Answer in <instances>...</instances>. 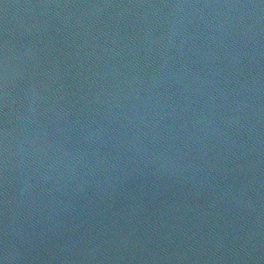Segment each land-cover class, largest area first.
<instances>
[{"label":"water","instance_id":"1","mask_svg":"<svg viewBox=\"0 0 264 264\" xmlns=\"http://www.w3.org/2000/svg\"><path fill=\"white\" fill-rule=\"evenodd\" d=\"M0 264H264V0H0Z\"/></svg>","mask_w":264,"mask_h":264}]
</instances>
